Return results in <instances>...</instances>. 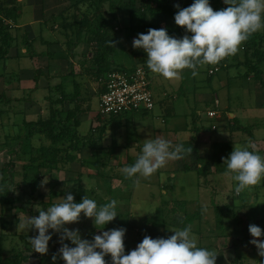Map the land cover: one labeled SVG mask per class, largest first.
Instances as JSON below:
<instances>
[{"label":"rangeland","instance_id":"obj_1","mask_svg":"<svg viewBox=\"0 0 264 264\" xmlns=\"http://www.w3.org/2000/svg\"><path fill=\"white\" fill-rule=\"evenodd\" d=\"M138 1L140 2V0ZM2 2L6 6H11L12 0H3ZM126 2L128 1L126 0ZM222 2L224 0H209L213 10L222 9ZM192 3L194 0H170V4L175 8V14L178 11L175 5L179 4L180 8H185ZM57 12H61L60 15H63L64 8ZM126 15L127 12L123 11L117 15L118 19H113L120 29L117 35L121 39L113 55L114 65L125 68L146 66L147 53L143 49H134L132 41L138 37V34H146L149 28L157 29L156 15L151 16L148 13L141 26L142 30L138 29L137 24L134 28L131 27ZM174 16H172L168 28L179 36L185 34L190 36L191 33H187L184 28L175 24ZM7 24L10 26V22ZM255 34H259L264 40V30ZM1 41L2 36H0V46ZM72 41L76 40L72 39ZM262 48H264L263 42ZM243 49L240 46L236 54L237 57L232 56L236 61L239 59L240 63H244L247 59ZM232 57L225 60L230 63L228 67L212 77L208 75L209 65L198 68L196 76L192 75V70L185 69L182 72V78L174 81H167L151 72L153 91L155 93L157 90L161 91L160 93L163 95L162 89L164 88L161 87H168L166 88L168 91L165 92L167 97L163 96L173 103L176 101L174 114L176 113L180 117L179 125L181 122L183 123L182 126H178L176 131L182 133L184 137L177 144H183L185 148H193L192 157L190 156L192 153L184 155L182 159L176 160L175 167H178L179 170L181 167L185 169V165H188L193 171H179L176 174L157 171L147 179L138 177L140 180L138 185L134 181L125 179L126 177L119 170L126 165H132L141 154L142 146L137 141V137L135 138L136 132L141 135L145 129L149 130L153 126L165 128L166 125L163 121L168 122L169 116L164 114L165 117L162 120L160 107L156 108L154 115L140 116L141 114L128 113L125 117L114 121L116 123L121 121L120 126L110 127L111 124H114L113 120L103 119L98 113L101 80L95 73V69L92 68L93 65L86 67L85 72L80 74L82 80L80 84L90 81L87 83L90 85L84 99L80 100L78 105H67L66 101L58 104L61 105L63 112H68L69 108L79 106L80 126L78 132L81 135L78 136L83 139V142L86 140L85 146L79 148L77 152V159L67 162L62 158L65 157V151L69 146L68 141L55 144L40 134H30L27 122L20 124V120H13V126H19L14 130L13 127L10 128L9 120H5L9 116L12 119L15 118L14 110L19 111L18 115H22L23 118H26L32 110L31 118L48 119L51 113L48 111L49 104H45L44 97L39 95L38 100L34 102L30 95L25 98L24 104L22 102L20 108L4 109V97L0 95V126H6L4 131H10V135L5 138L0 131V181L4 164L8 162L14 167L13 184L10 187L11 197L6 198L3 196V191L0 190V246L4 244L8 251L20 250L24 256L29 258L23 264H49L48 261L51 262V260H47V258L57 253L61 247L59 233L49 230V234L52 235V239L49 241V250L47 254L41 255L33 251L29 242L30 237L38 235V231H20L17 230V226L28 216H38L37 209L46 210L70 193L74 196L76 203L81 202L86 195L95 200L98 206L113 199L117 201V217L106 224L103 229H97L93 220L85 218L83 213L78 223L66 225L70 230L79 229L82 239L92 240L95 235L102 234L103 231L122 227L126 229L124 244H138L145 235L153 239L168 238L174 234L170 229L182 230L191 225L192 233L197 238L198 247L203 246L218 253L216 264H261L264 257H260L257 248L250 243L253 237L248 229L250 224H255L264 231V180L238 194L235 191L237 182L223 175L226 165L223 164L222 158H227L234 148L230 141H226L239 140L241 143L238 145L241 146H247L251 141L250 132H248L250 129L240 125L238 119L230 122L227 113L253 107L256 103L264 105V87L251 69L257 63V59L254 61L255 63H251L253 60L250 59L246 68L244 65H237L238 62L237 64L231 62ZM110 60L112 59L110 58ZM132 63L134 66L130 67ZM259 68L264 70V62ZM60 96H63L62 93ZM168 107H171L170 101L168 105H165V109ZM213 110L222 113L221 121L219 119L215 122L218 126V129L215 130L212 128L214 123L207 118V112ZM263 111L261 110L262 114ZM261 120V118L258 119L257 124H260ZM197 122L200 130L204 131L203 133L207 134L209 139L215 138L212 140L218 141L221 145L216 143L219 146L210 147L207 142L206 146L201 144V149L199 147L195 149L190 142L197 135L195 130ZM104 124L107 127L101 138L100 132ZM107 129L113 133L111 140L106 137L109 134ZM225 129L230 137L219 138L226 136ZM188 133L189 139L186 138ZM191 133L194 137H191ZM260 137L262 138L261 142L259 140V143H252L255 145L253 150L264 157V131ZM143 138L147 139L146 135ZM171 144L174 143L171 142ZM132 146L134 150H128ZM196 150L197 155H194ZM47 156L48 158L56 156L57 163L45 162L43 159H46ZM200 160L201 163L198 166ZM196 167L199 168L200 173ZM44 176L48 177V183L41 188L40 184ZM168 178L171 181L167 182V187L160 185L159 188V184H164ZM146 181H151L153 187L147 188L144 184ZM174 181H176V186L172 189ZM197 181L200 184L199 188L194 185ZM31 184H36L37 194L34 193L35 195L31 193ZM167 188L169 190H167V194H164ZM161 189L162 192L159 195ZM151 191H155V197L150 194ZM17 196L25 204L24 209L16 207L13 203V198ZM183 199L187 205L177 201ZM179 203L183 204L184 212L181 214H178V209H175L181 208ZM196 211L200 213H198L200 217L196 216L197 219L193 224L181 226L184 216L196 215ZM220 212H222L221 223H219L218 215ZM177 217L181 223L180 226H174L175 224L172 223ZM258 239L264 241V235ZM66 242L71 244V241ZM232 244H238V248L235 249ZM225 255H227V261ZM45 258L46 260L43 261ZM235 258H239V261L234 262ZM58 263H61L59 258L55 264Z\"/></svg>","mask_w":264,"mask_h":264},{"label":"clouds","instance_id":"obj_2","mask_svg":"<svg viewBox=\"0 0 264 264\" xmlns=\"http://www.w3.org/2000/svg\"><path fill=\"white\" fill-rule=\"evenodd\" d=\"M227 7L213 10L209 0H194L190 6L178 9L174 16L175 24L191 35L182 38L170 36L165 28H149L132 41L134 49L147 53V67L155 75L167 81L179 80L185 69L198 75L197 69L206 65H217L227 57L238 53L240 46L253 34L264 30V0H224ZM115 47L114 41L108 42ZM251 141L247 146L234 145L233 151L223 159L226 165L224 176L237 182L235 191L240 193L264 180V157L256 151ZM193 148L183 144L172 145L170 141L156 137L144 141L141 154L132 165L119 171L126 178L145 179L151 177L171 160L182 159L191 154ZM48 183L44 176L40 187ZM117 201L98 206L87 195L79 203L74 196L67 194L46 210L37 209L38 216L27 217L17 226V230H36L38 235L29 238L34 252L48 253L52 235L49 230L59 233L61 247L52 255L53 264L62 259L65 264H107L106 256L112 264H216L218 253L215 250L198 247L192 226L182 230L170 229L174 234L168 238L153 239L145 235L134 250L125 254L124 236L126 229L113 228L95 235L92 240L82 239L79 229L70 230L66 225L78 223L83 213L93 220L97 229L117 217ZM98 226H102L99 227ZM250 241L257 248L258 255L264 257V241L260 238L264 231L255 224L249 225ZM65 241H71L69 246ZM227 261V255H225ZM264 264V261L261 262Z\"/></svg>","mask_w":264,"mask_h":264},{"label":"crops","instance_id":"obj_3","mask_svg":"<svg viewBox=\"0 0 264 264\" xmlns=\"http://www.w3.org/2000/svg\"><path fill=\"white\" fill-rule=\"evenodd\" d=\"M17 3H18V7L20 8L18 12V17L15 21L14 20L9 21L10 22L9 33L11 39L10 47L8 49L7 55L0 64V88H2L1 89L2 91L0 90V95L4 97L3 100L4 103L3 105L5 106L4 109H8L9 107L20 108L22 102L24 104L25 98L29 97L30 95H31L30 98H32L34 102L38 100L39 95H42L44 97L45 104H49L48 111L50 112L49 100L52 96H56L59 98L62 91L67 95H71L72 93H74L76 89H78L80 93L79 94L80 100L84 99V96H86V91L87 89H89L88 87L90 85L87 83H89L90 81H88L86 84H80V81H82L80 74L85 72L86 67L92 66L93 63H95L97 52L93 50L92 42L88 40V37L90 35L89 33L83 34V39L80 43H78L77 38L76 41L73 43L72 34H70L69 31L63 30L62 26L59 23V19L62 17L60 15L61 12L60 13L57 12L59 11V9L62 8H64L63 13H65V15H67L66 14L67 11L68 12L72 10L74 11L72 5L73 3H76V1L75 0H67V1L66 0H17ZM66 5H70V6H66ZM105 5L107 6L105 10L106 11L105 17L109 18L110 16L111 18H113V16L111 15L112 13L110 11V3L106 2ZM76 11L77 13L80 12V14L86 12V8L84 4L82 5V7L80 5V9H77ZM123 11L125 10L119 9L117 15L118 14L120 15ZM126 17L128 20H130L128 13ZM80 18L82 19V17ZM91 25H92L91 26L92 29L97 25V20L94 19L91 22ZM130 26L133 27L131 24ZM117 30L119 31L120 29L118 28ZM120 42L121 39H119L118 44H120ZM115 50L113 53L107 56L108 61H110L113 64L115 63V61H113V55L115 54ZM109 57L112 60H110ZM133 61L135 63L134 58ZM134 63H132L130 67H133ZM39 72L41 73L40 76L38 75ZM59 88L61 90H58ZM161 88H164L162 89V91L164 92L163 95L164 96L166 95L167 97V93L165 92L168 91L166 89L168 87L165 88L164 86H162ZM46 91L47 93H45ZM160 92L161 91L158 90L156 91V93L154 92V94L156 95L155 97L157 98L156 100L160 101L161 103L158 102L153 111L144 112V113H139V112L133 113L134 115L141 114L140 116H144L148 114L154 115L153 113L155 112L156 108L160 107L162 111L161 113L162 120H164L165 117L164 114L166 115L168 114L167 116H169L167 118L168 122L163 121L164 124L166 125L165 128L163 129L153 126L152 128H149V130L145 129L143 131L144 133H142L141 135L136 132L135 138L137 137L136 139H138L137 141L140 142L141 146H143L144 141L146 140V138L145 139L143 138L145 135L147 139L148 138L154 139L156 137H159L174 143L173 145L177 144V142H179L180 139H184V137L182 136L183 134L177 133L176 131L178 126H182L183 124L181 122V125H179L180 117H178L176 113L174 114L176 110L174 103H176V101H174L173 103V101L169 100L171 103V107L169 112H166L168 109H165V105H168L169 101L165 100L164 96L161 95ZM69 97L71 98V96ZM163 99L165 100V103ZM99 101H100V97H99ZM66 104L69 105L68 103ZM237 110L227 113V115L229 116V121L233 122L235 121V119H238L240 121L239 122L240 125H243V127H248L250 129L248 132H250L251 142L259 143V140L261 142L262 138L260 137V135L262 131H264V113L262 114L261 112V110H264L263 103H259V105L258 103H256L253 107L246 109H239L238 111ZM32 113L33 112L31 110L30 114ZM18 114L19 111L14 110L13 111V115L15 117L14 119H12L10 116L5 118V120L7 119L9 120V122L11 123L10 128L13 127L14 130L19 128V126L17 127L13 126L12 123H14L15 120H20L19 123L21 124L22 122H27V123L37 122L38 121L37 119H39V118L37 119L31 118L30 114L27 115L26 118H23L22 115L19 116ZM221 118H222V113H221ZM221 118H219L220 120L219 119L218 120L221 121ZM260 118L262 120L260 121V124H257V121ZM103 119L111 120L112 117H106V118L103 117ZM218 120L212 122L215 125H217L215 122H217ZM119 123H121V121H118L117 123L114 122V124H111L110 127L120 126ZM251 126H255V127H251ZM5 127L6 126L3 125L0 126L1 129L0 131L2 132L1 135H3V138L8 137V135H10L9 134L10 131L8 132L4 131ZM197 127L200 128L198 126V122H197ZM203 132L204 131L199 130L196 133L197 135H195L197 148L199 147V149H201L202 148L201 144L206 146L205 144L207 142L210 147L221 145L219 144L218 141L216 142V140L215 141L212 140L215 138L209 139L207 137V134H204ZM107 133L109 134L106 137L111 140L113 137V133L109 129H107ZM224 133H226V136L225 137L221 136L219 138L226 139L227 136L230 135L226 129L224 130ZM191 137H194L192 133H191ZM186 138L189 139V133L186 134ZM206 139L208 140L206 141ZM229 141L233 147L234 145H238L239 143H241V141L239 140L236 141L233 139L228 140L226 142ZM216 143H218L219 145H217ZM251 149L253 151V148ZM128 150L130 151L134 150L133 146L130 147ZM175 162L176 160L169 161L166 164V166L160 168L158 172L162 171L163 173L168 172V173L176 174L179 171L182 172L193 171V170H183V169L178 170V167L177 168L175 167L176 166ZM200 163L201 160L198 166H200ZM212 168L214 169V167ZM136 179L134 183H136ZM169 181H171V179L168 178V180L164 181V184L160 183L159 188L160 185L161 187L163 186L167 187V182ZM174 182L175 183H173L172 189H174V187L176 186L175 185L176 181ZM198 182L199 181H197L196 184H194L197 187L200 185ZM144 184L147 188L153 187L152 185L153 183H151V181H146ZM167 190H169V188L166 189L164 194H167ZM161 192L162 189L159 191V195ZM154 193L155 191L150 192V194L153 196ZM177 201L183 202L187 205V202L184 199ZM179 204L181 205V208L177 207L176 209H178L177 213L181 214L184 212L182 208L183 204L182 203ZM195 213H199V212L196 211ZM189 215L192 216V214ZM186 216L187 215L184 216V220ZM184 220L181 225L177 217L176 219H174V222L172 221V223L175 224L174 226L188 225V224H184ZM1 245L5 251H8L5 249L4 244ZM124 245H125V254H127L131 250H134L138 244H124ZM234 248L237 249L238 247H234ZM45 260L46 258L43 261ZM47 260H51V262L50 261L48 262L49 264H53L52 256L47 258ZM60 260L61 263L58 264H65V262L62 259H59V261ZM105 260L107 261V264H112L110 256H106ZM235 261L236 260H234V262Z\"/></svg>","mask_w":264,"mask_h":264},{"label":"trees","instance_id":"obj_4","mask_svg":"<svg viewBox=\"0 0 264 264\" xmlns=\"http://www.w3.org/2000/svg\"><path fill=\"white\" fill-rule=\"evenodd\" d=\"M3 0H0V36H2L1 46H0V64L7 55L8 49L10 47V26L9 21L16 20L18 17V12L20 8L18 7L17 0H12L11 6L4 5ZM76 3H73L74 11L66 12L61 15L59 19V23L62 26V29L65 31H69L73 36V40H76L80 43L83 39L84 33H89L88 40L92 42L93 50L97 52V57L95 60V64H93L92 68L95 69V73H97L98 78L101 80V90L100 94L105 90L104 88V79L108 72L112 70H120L126 69L125 67L116 66L110 61H108L107 56L114 52L117 48V44L119 41V37L117 35L118 28L117 24L113 19H117V12L119 9L125 10L130 17V24L135 27L136 24L139 27L138 29L142 30L143 23L146 20V16L148 13L153 16L156 15L155 20L157 23V29L165 28L170 36L175 38H182L184 35L179 36L178 34L171 31L168 26L170 24V19L173 15H175V8L170 4V0H75ZM106 2L110 3V11L113 18L109 16V18L105 17L106 13ZM84 4L86 8V12L83 14L77 13V9H80V5ZM139 4V5H138ZM221 6V5H220ZM227 7L224 2H222V8ZM91 9V10H90ZM91 11L92 15H91ZM82 17V19L80 18ZM96 19L97 25L91 29V22ZM62 20V22H61ZM7 22V23H6ZM187 35V34H185ZM114 41L115 47L110 46L109 41ZM262 42L264 44V40L259 34H253L246 42L242 44L244 47V51L247 59L245 62H238L239 59L233 58L231 62H238L237 65L248 66L250 59L253 60L251 63H255L254 61L257 59V63L251 67L252 72L255 73V77L261 82L264 87V70L259 68L261 64L264 62V48H262ZM74 43V41H73ZM237 57L236 55H234ZM227 57L225 60H227ZM230 63L227 64L228 67ZM147 66V65H146ZM226 67H223L225 70ZM245 68V67H244ZM148 69V68H147ZM151 72V71H150ZM39 76L41 73L39 72ZM212 77V76H210ZM58 90H61L60 88ZM57 92V91H56ZM63 96L59 98L56 96H52L49 100L50 102V117L48 119L41 118L37 122L27 123V127L30 130V134H40L44 136L46 139L51 140L53 143L58 144L63 141H68L69 146H67V150L65 151V157L62 158L63 161L72 162L77 159V152L79 148H83L85 146V142L83 139H80L78 135V128L80 126V121L78 120V113L80 112L79 106L69 108L68 112H63L60 103H68L69 105H78L80 101V93L78 89L74 91L71 95L63 94ZM71 96V98L69 97ZM156 96V95H155ZM157 99V98H156ZM165 100H168L164 97ZM163 99L164 103L165 100ZM161 103L156 100L157 103ZM167 112H169L170 108H167ZM139 112V113H144ZM65 114V115H64ZM100 115V114H99ZM126 114H122L119 116H112L113 121L118 118L125 117ZM30 126V127H29ZM106 125L104 124L103 128L100 132V137L102 138V133L106 129ZM196 132L200 130V128L196 127ZM196 137L190 143L196 149ZM252 151V149H250ZM193 153L190 155L192 157ZM194 155H197V150ZM51 156V155H50ZM45 162L50 161L53 164L57 163L56 156H52L50 158L43 159ZM198 167V166H197ZM199 170V168H197ZM3 174L2 179L0 181V190L3 191V196L6 198L11 197L10 187L13 184V171L14 167L11 163H5L3 166ZM183 170H191V167L185 165V169L181 167ZM200 173V170L199 172ZM127 180L135 181L136 177ZM4 190H3V189ZM31 193L35 195L36 192V184H31ZM239 194V193H238ZM13 203L18 208H25V204L21 202L20 197H14ZM178 206V205H177ZM176 209V208H175ZM200 214V213H199ZM198 213L196 215H187L184 220V224H193V222L197 219L196 216L200 217ZM219 223L222 222V212L219 214ZM238 241V240H237ZM240 241V240H239ZM65 243H68L65 241ZM69 244V243H68ZM72 244H69L71 246ZM234 247H238V244H233ZM74 246V245H72ZM29 258L24 256L20 250H10L5 251L2 246H0V264H23V262L27 261ZM236 259V258H235ZM239 261V258L236 259Z\"/></svg>","mask_w":264,"mask_h":264},{"label":"built area","instance_id":"obj_5","mask_svg":"<svg viewBox=\"0 0 264 264\" xmlns=\"http://www.w3.org/2000/svg\"><path fill=\"white\" fill-rule=\"evenodd\" d=\"M226 66L225 59L217 65H209L208 75L214 76ZM103 84L105 90L100 94L99 114L104 118L151 112L156 107L152 75L146 66L112 70L106 74ZM220 117L218 111L207 112V118L211 121ZM212 128L217 129V125L214 124Z\"/></svg>","mask_w":264,"mask_h":264}]
</instances>
